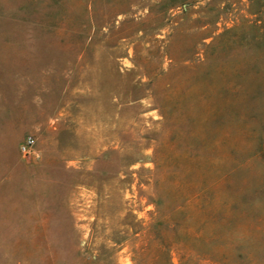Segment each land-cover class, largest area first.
<instances>
[{
  "label": "rangeland",
  "instance_id": "rangeland-1",
  "mask_svg": "<svg viewBox=\"0 0 264 264\" xmlns=\"http://www.w3.org/2000/svg\"><path fill=\"white\" fill-rule=\"evenodd\" d=\"M0 264H264V0H0Z\"/></svg>",
  "mask_w": 264,
  "mask_h": 264
},
{
  "label": "built area",
  "instance_id": "built-area-1",
  "mask_svg": "<svg viewBox=\"0 0 264 264\" xmlns=\"http://www.w3.org/2000/svg\"><path fill=\"white\" fill-rule=\"evenodd\" d=\"M21 153L24 156L37 155L35 151V138L33 135H28L21 144Z\"/></svg>",
  "mask_w": 264,
  "mask_h": 264
}]
</instances>
